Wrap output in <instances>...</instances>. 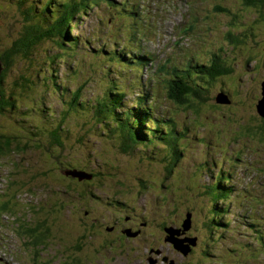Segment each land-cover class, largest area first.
<instances>
[{
    "label": "rangeland",
    "instance_id": "rangeland-1",
    "mask_svg": "<svg viewBox=\"0 0 264 264\" xmlns=\"http://www.w3.org/2000/svg\"><path fill=\"white\" fill-rule=\"evenodd\" d=\"M127 1L136 2L141 8L144 19L138 21L136 30L142 32L143 36L141 37L145 38L143 41L146 43L145 46L150 45L153 48L149 46V52L154 54L155 51L160 59L168 56V60H173L179 67L186 64V60L190 58L191 54L199 53L204 56V59H207L210 53L218 52L221 48L226 56L230 53L231 56H237L235 52H229L230 48L227 44L224 45L226 40L223 35L227 31L228 22L237 14L239 17L242 16L241 19L244 23L257 17L254 14L255 11L250 13L242 11L237 5V0ZM37 3H41V1L37 0ZM116 13H118L116 10L108 8L105 4L95 7L79 19L80 25L73 29V34H81L87 39L89 38L90 42H93L91 43L92 47L93 44H104V47L114 48L117 42L126 43L130 50L137 51L139 54L143 48H137L135 42L129 41L133 30L129 26H125L127 18H115ZM15 17L22 20L21 15H17L16 11L10 9L4 0H0V36L4 40L1 39L2 43L12 40V37L6 36V33L8 34L10 31L9 25L14 23ZM21 23L25 24L23 20ZM260 34L262 33L256 34L255 37L261 40ZM138 36L136 35V37ZM223 45L224 47H222ZM45 49L56 50L57 47L53 41L39 46V53L29 61L33 63V67L29 62H23L21 65L30 66L33 68L32 70L36 69V72L41 70L40 73H42L43 66L50 64L46 62L50 58L45 56ZM247 53L251 54V50H247ZM71 54L72 52L62 53V61L57 63L58 66H54V69L60 70L59 82L61 86L64 84L73 90L75 86L80 87L85 82L83 94L86 95V98L103 94L105 80L102 72L108 73L109 62L103 60V64L95 68L91 57L84 61L80 60L81 57L74 60ZM79 61H81L80 68L83 69V73L76 78L74 70L78 68ZM98 61L100 62V60ZM44 62L48 64L45 65ZM243 62L244 57H241V63L243 64ZM255 64L256 62L248 63L247 73L242 71L243 74H239L236 71L234 81L230 83L232 86H238V90L241 92V102H236L233 105H220L219 108L224 109L222 112L216 111V107L202 108V114L210 115H202L204 118L201 120L202 128L191 125L189 139L191 141H184L186 150L175 174L169 175L165 171L162 161L155 158L138 162L137 156L122 150L120 143L113 138L115 135L111 136L105 133L110 129L109 125L106 127L101 123L97 125L98 127H93L89 124L87 116H85L86 123H83L84 118L81 119L83 114L74 112V110L69 111L72 115L67 117L69 119L68 126L66 124L65 127L67 133L73 136L66 141V147L58 149L63 155L61 159L84 163L92 155V161L95 160L98 165H103L102 162L108 160L129 171V176L127 175L126 178L123 173H112L113 176L110 178H98L97 182H92L99 183V185H95L94 190L99 193L98 196L103 198L100 201L97 196V198L89 196V188L86 187L89 180L84 181V186L78 193L70 192L73 194V198L68 197L64 183L74 185L76 181L74 180L73 183L72 177L62 176L66 170L61 166L60 172H57L58 176L54 173L53 179L50 175L48 178L42 177L43 172L48 175L52 170L49 164L53 158L48 161L45 148L21 145V152L0 153V203L10 200L12 209L10 211L0 209V264H169L164 259L165 257L174 260L175 264H264L262 249L252 247L253 238L244 226H238L237 231L232 230L231 228L235 226L234 222L232 227L224 232L214 233L215 239L213 236L209 238L210 247L208 250L211 252V257L202 254L201 249L195 244L191 245V250L194 248L193 251H190L191 254L185 255L177 251L173 243L167 239L169 234L165 237L164 232L161 231L164 228L165 216H170L177 221L183 219L182 217L185 215L187 219L189 214L195 219L212 218L215 200L211 192H208L204 187V183L208 184L209 180L214 183L218 170L223 169L228 174L231 173L230 182L235 185L234 203L231 205V210L234 213L228 215V218H233L236 222L238 218H246L247 215L251 217L249 211L251 207L264 215V141L257 135L242 133L238 129L250 122L257 126L263 120L256 111V96L259 100L263 97L261 87L264 82V63L260 70L255 67ZM47 69L50 72L49 66ZM99 69L102 72H99ZM12 70L13 73L18 72L16 67ZM148 70V68L145 69L146 72ZM42 81L44 79L41 78ZM31 85L33 89L32 91L30 89L27 102L25 106L23 105V110L28 111L31 124L34 127L39 125L41 128L46 125L49 129L52 126L60 125L59 114L65 104L60 91L49 94L47 102L41 88L44 86L33 87V84ZM209 87L212 88V96L217 94V89L220 88L218 83L215 87L214 84ZM133 91L137 92L138 90L135 88ZM163 99H165L164 94ZM39 100L46 101L43 105L44 112L39 110ZM164 102L166 105L172 106L171 102L167 100ZM175 109L177 110V108ZM54 113H56V117ZM48 114H52L51 119ZM9 122L13 123L10 130L22 136L21 139H23V135L17 131L13 120H9ZM101 126L106 128L102 130L99 128ZM82 127L83 129H80ZM79 129L80 132H78ZM85 129H90L86 136L83 135L86 132ZM79 138L81 141L78 140ZM30 145H32L31 142ZM154 151L147 150L148 153ZM214 161L218 162V166L212 167ZM86 163L88 164V162ZM32 164L34 166L31 168ZM196 168L202 170L198 174L201 175L202 180L193 176V171ZM57 170L54 169V172ZM33 175L34 179L29 181ZM137 176L143 178L147 183L152 181V189L144 190L143 193L136 192L142 189L141 183L136 180ZM26 181H29L27 185L21 186ZM119 181L122 183L124 181V184L130 186L132 191L121 192V188L117 189L119 187L116 185ZM154 183L155 185H153ZM172 187L175 189L172 190ZM194 190H197L195 194ZM173 191L176 192L173 193ZM79 193H81L80 196ZM50 197L54 202L66 206L62 212L66 217H70L65 218L69 222V227H65V225L59 227L53 222H48V227L55 230L58 228L59 233L42 235L40 234L43 231L42 228H38L41 220H38L37 212L47 207L45 202ZM111 200L126 202L124 213L137 216L135 224L136 228L140 230L136 231L130 228L125 230L130 234L128 237L130 239L126 241L121 236L123 222H119L118 218H109L123 214L122 209L116 206L111 208L108 205ZM84 209L90 211L92 216L84 217ZM45 210L49 211V208ZM77 215H83V217L74 218ZM94 216H106L107 226ZM141 217L147 218L146 221L140 222L139 218ZM102 219L104 218H99V220ZM115 221H117L116 228L110 232L107 231L106 228ZM144 223L146 224L143 225ZM125 224H128L127 227L130 226L128 222ZM198 225L202 227L199 221L197 227ZM191 226L192 223L188 229H183L182 226L183 238H186L185 234L191 229ZM94 228L105 232L104 236H98L99 234L96 232L93 234L94 236L81 237V235H87L88 232L93 233ZM28 229L33 231L29 233ZM203 229L205 235L204 226ZM189 239L192 240V238ZM108 243L112 244L109 248L106 247ZM247 243L251 247H248ZM112 248L113 250H111Z\"/></svg>",
    "mask_w": 264,
    "mask_h": 264
},
{
    "label": "trees",
    "instance_id": "trees-1",
    "mask_svg": "<svg viewBox=\"0 0 264 264\" xmlns=\"http://www.w3.org/2000/svg\"><path fill=\"white\" fill-rule=\"evenodd\" d=\"M40 1L41 3H37V0H4L10 9L16 11L17 15L22 16L25 24L21 23L22 20L19 17H15L14 23L9 25L10 31H8V34L6 33V36H11L12 40L10 42L6 40L5 43H2L1 39L2 41L4 40L0 36V63L2 64V71L0 73V153L15 154L21 152V145L45 148L48 161H50V158H53L49 164L52 170L48 175L43 172L42 177L48 178L50 175L53 179L54 173L58 176L57 172H60V166L66 170L62 174L66 178L72 177L66 175V172L71 170L90 174L92 175V181L89 180L90 182L86 187L89 188V196L93 198L98 197L99 201L103 198L98 196L99 193L94 190L95 185H99V183L92 182H97L98 178H110L113 176L112 173H123L126 178L127 175L129 176V171L119 165L118 167L108 160L102 162L103 165H98L95 160L92 161V155L84 163L82 161L74 163L70 160L67 161L65 158L61 159L63 155L58 149L65 146L66 141L73 136L67 133L65 127L66 124L68 126L69 115H72L69 111L74 110V112L83 114L81 118H84L83 123H86L85 116H87L89 124L93 127H98L97 125L101 123L106 127L109 125L110 129L105 131V133L111 136L115 135L113 138L120 143L125 153L137 156L138 162L146 159H158L165 165V171L171 175L175 174L176 168L182 162L184 151L186 150V142L184 141H191L189 140L191 137V125H197L198 128H202L201 120L204 119L202 115H210L207 113L202 114V108L216 107V111L222 112L224 109L219 108L220 105H233L236 102H241V92L238 90V86L230 84L234 81V74L236 71L239 74H243L244 71L246 72L247 65L250 62H256L255 67L258 70L262 68V63H264V0H235L242 11L245 10L249 13L255 11L254 14L257 15L256 18L248 23H244L241 19L242 16L239 17L238 14L228 22L227 31L223 35L226 40L224 45L227 44L230 48L229 52H235L237 56H231V53L229 54L230 56L228 54L226 56L222 48L218 52L210 53L207 59H204V56L199 53L191 54L190 58L186 60L184 67H178L172 61L163 64L157 63L158 54L154 51V55L149 52L148 47H145L146 43H143L145 38L141 37L143 36L142 32L136 30L138 29V21L144 19L141 8L136 2H128L127 0ZM103 4L118 12L115 14V18H127L125 19V26H129L133 30V35L129 37V41L135 42L137 48L142 47L143 51L140 50L138 54L137 51L130 50L128 44L119 42H115L116 46L114 48H110L109 46L104 47V44H93L92 47L91 43L93 42H90L89 38L87 39L81 34H73V29L80 25L79 19L95 7ZM230 8H233V6H230ZM258 33H262L259 35L261 40L255 37ZM136 35L139 36L136 37ZM51 41L55 43L59 50L45 49V56L50 58L49 61H46L50 63L48 65L50 72L47 69L48 66H43L42 73H40L41 70L38 72H36V69L32 70L33 63L29 61L33 60L34 56H37V53L40 51L39 46ZM249 49L251 50V54L247 53ZM69 52H72L71 56L74 57V60L77 57H81L80 60L84 61L91 57L95 68L102 65L103 60L109 62L107 74L99 69L105 80L103 94H97L89 99L86 98V95L83 94L85 82L73 90H70L64 84L61 86L59 82L60 70L54 69V66H58L57 63L62 61V53ZM104 55L108 56L104 57ZM241 57H244L243 64L241 63ZM81 61H79L78 68L74 70V77L76 78L83 73V69L81 70L80 68ZM23 62H29L32 67L22 66L21 63ZM46 62H44L45 65L48 64ZM15 67L17 68V73H13L12 69ZM146 68L149 69L148 72L145 71ZM140 73L143 76H140ZM41 78L44 79L45 83L44 81L41 82ZM217 83L220 88L217 89L218 93L212 96L213 91L209 86L214 84L215 87ZM31 84H33V87L44 86L41 88L45 93L43 96L47 102L49 94L60 91L61 97L65 102L64 105L66 106L59 114L60 125L52 126L49 129L46 125L41 128L39 125L34 127L31 124L28 111L23 110V105L25 106L27 102L30 89L31 91L33 89L31 88ZM135 88L138 90L137 92L133 91ZM163 94L165 95V99H163ZM45 100H39L38 106L40 112H44L43 105L46 103ZM165 100L171 102L172 106L166 105ZM256 100V111L263 119L262 122L258 123L257 126H254L252 122L246 123L238 129L242 133L257 135L264 141V117L258 112L257 105L260 100L257 96ZM48 115L51 119L52 114ZM54 115L56 117V113ZM9 120H13L17 131L23 135V139H21L22 136L10 130L13 123H10ZM105 126L99 128L104 130ZM80 129H83V127ZM80 129L78 132H80ZM90 129H85L86 132L83 135L86 136L87 131ZM30 142L32 145H30ZM150 149L155 151L148 153L147 150ZM217 164V161L212 162V167L218 166ZM33 166L32 164L31 168ZM54 169L58 170L54 172ZM200 171L202 170L196 168L193 171V176L195 175V177L202 180L201 175H198ZM230 174V172L228 174L224 169L218 170L214 183L210 182V180L208 184L204 183V187L207 188L208 192H211L215 200L214 206L216 209H213L212 218L195 219L192 216V226L186 232L185 237L196 239V247L198 246L201 249L202 254L211 257V252L208 250L210 247L209 238L213 236L215 239L214 233L219 234L220 231L224 232L228 228H231L234 222L235 226L231 229L237 231L238 226H244L253 238L252 247L254 249L258 247L264 253L263 214L258 213L256 209L254 210L251 207L249 209L251 217L247 215L245 216L246 218H238L236 222L233 218H228V215L234 213L231 210V205L234 203L233 190L235 189V185L230 182L232 177ZM31 179H34V175L32 178L30 177L29 181ZM72 180L73 183L74 180L76 181L74 185L67 182L64 183L65 192L71 198H73L72 195L74 193L80 191L85 181H79L78 178H72ZM136 180H139L138 182L141 183L142 188L136 192L143 193L144 190L152 189V181L147 183L143 178L138 176ZM28 182H24L21 186L27 185ZM124 183V181L123 183L122 181L117 182L118 185L116 186L119 187L117 189L121 188V192H131L130 186L128 187ZM174 183L176 184L175 181ZM174 189L172 187V190ZM70 192H73V194H70ZM175 192L173 191V193ZM195 192L197 190H194V194ZM190 194L192 195L193 193ZM80 195L81 193H79ZM10 205V200L3 201L0 203V209L10 211L12 210ZM45 205L47 207L37 212V218L41 220L38 228H42L43 230L40 234L56 235L59 233L58 228L55 230L48 227V222H53L59 227L64 225L65 227H69V222L65 218L70 217H66L62 212V209L66 207L65 205L62 206L60 203L54 202L51 197L47 198ZM108 205L111 208H115L116 206L123 210V214H120V218H118L119 222H123L121 236H123L124 241L130 239L128 238L130 234L128 231H125L128 230V224L125 223H130V221L135 223L137 216L130 215L133 218H124L125 215H128L124 213L126 202L111 200ZM47 208H49V211L45 210ZM57 210H60V212L58 213ZM84 214V217L89 218V216H92L87 209ZM200 214L202 215V212ZM5 215L7 216V213ZM82 217L83 215L74 216V218ZM94 217H97L98 221L104 222L107 226L105 217ZM99 218L104 219L99 220ZM165 218L163 223L164 228L172 225L176 228H182L186 215L178 221L170 218V216H165ZM146 219L145 217L139 218L140 222L146 221ZM81 221L84 223L82 219ZM198 221L202 224V227H199V225L197 227ZM203 226L206 229L205 235L203 234ZM110 228L111 226H108L106 228L107 231L110 232ZM164 228L161 231L164 232L166 237L168 232ZM83 230L85 231V229ZM31 231L33 230H27L29 233ZM96 232L99 234L98 236L102 237L105 234V232L95 230L94 228L93 233L88 232V236L84 234L81 237H91ZM111 245V243H108L106 247L109 248ZM246 245L251 247L248 243Z\"/></svg>",
    "mask_w": 264,
    "mask_h": 264
},
{
    "label": "water",
    "instance_id": "water-1",
    "mask_svg": "<svg viewBox=\"0 0 264 264\" xmlns=\"http://www.w3.org/2000/svg\"><path fill=\"white\" fill-rule=\"evenodd\" d=\"M1 71H2V64L0 63V73ZM262 89H263V97L258 102L257 107L260 115L264 117V82L262 83ZM66 175L72 176V178H78L79 181L92 179V175L77 170L68 171L66 172ZM184 221L185 222H183V229H188L190 227V224L192 223L191 214L187 215V219H185ZM165 229L168 232L167 234H169L167 239L173 243L177 251L184 253L185 255H188L189 252L191 251V245L193 244L196 245V239L191 240L189 239V237L186 238L182 237L184 235L183 233H181L182 228H176L172 225L170 227H165ZM165 260H167L169 264H175L174 260H168L167 258H165Z\"/></svg>",
    "mask_w": 264,
    "mask_h": 264
},
{
    "label": "flooded vegetation",
    "instance_id": "flooded-vegetation-1",
    "mask_svg": "<svg viewBox=\"0 0 264 264\" xmlns=\"http://www.w3.org/2000/svg\"><path fill=\"white\" fill-rule=\"evenodd\" d=\"M86 215H88V214H86ZM103 217H105L106 218V216H103ZM94 218H97V217H94ZM109 218H120V215H117V216H110ZM124 218H133L132 216H130V215H125V217ZM116 222L117 221H115L112 225H111V228L109 229L110 231H112L113 229H115L116 228ZM130 226L128 227V228H130V229H132V230H140L139 228L137 229L136 228V224L135 223H133L132 221H130ZM165 258H167L168 260H169V258L168 257H165ZM164 258V259H165Z\"/></svg>",
    "mask_w": 264,
    "mask_h": 264
}]
</instances>
